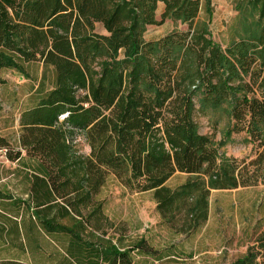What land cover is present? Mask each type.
Listing matches in <instances>:
<instances>
[{"label":"trees","instance_id":"obj_1","mask_svg":"<svg viewBox=\"0 0 264 264\" xmlns=\"http://www.w3.org/2000/svg\"><path fill=\"white\" fill-rule=\"evenodd\" d=\"M212 8V0H0V72L44 67L19 135L13 143L0 135V150L34 161L32 229L56 243V264H138L146 240L127 248L104 231L96 196L110 177L153 192L162 223L184 235L207 222L212 190L264 184V0H236L222 42ZM165 20L187 29L147 39ZM196 114L227 120L225 141L202 133ZM241 133L255 151L243 165L220 151ZM176 173L191 177L171 188ZM230 264H264V231Z\"/></svg>","mask_w":264,"mask_h":264},{"label":"rangeland","instance_id":"obj_2","mask_svg":"<svg viewBox=\"0 0 264 264\" xmlns=\"http://www.w3.org/2000/svg\"><path fill=\"white\" fill-rule=\"evenodd\" d=\"M236 0H212L213 20L211 32L216 41L227 37V26L234 19ZM164 8L160 6L157 19H162ZM201 14V19L205 18ZM186 30L187 26L165 20L160 25L148 28L146 38L153 39L173 30ZM102 31V25H96ZM44 73L42 63L27 66V75L13 70L0 72V135L14 139L20 132L22 111L30 106L32 89L39 83ZM196 121L204 134H213L217 142L225 141L224 133L228 121L218 125L214 117L196 114ZM13 137V138H12ZM76 148L84 156L90 154V147L82 135L76 137ZM221 153L247 164L255 158L253 146L245 133L233 134L229 142L220 147ZM0 150V168L4 165ZM191 176L176 173L167 186L176 188ZM96 199L103 203L104 231L121 239L124 247H134L141 239L147 243L138 253V264H230L244 255L264 231V184L240 187L236 190H212L209 198L207 222L195 234H177L166 224L159 225L162 217L156 209L153 192L133 193L117 179L110 177ZM163 225V226H162ZM25 234L21 246H7L6 238L0 233V264L19 260L28 264H56V243L50 238H42L35 231ZM2 236V237H1ZM148 255V259L142 257ZM147 257V256H146Z\"/></svg>","mask_w":264,"mask_h":264},{"label":"crops","instance_id":"obj_3","mask_svg":"<svg viewBox=\"0 0 264 264\" xmlns=\"http://www.w3.org/2000/svg\"><path fill=\"white\" fill-rule=\"evenodd\" d=\"M160 6L165 8L162 3L159 4ZM99 33L107 34L103 26ZM1 156L6 161L0 168V228L4 227L0 233L6 238L7 246L17 247L25 242V232L32 235L34 231L32 229L35 219L33 185L40 174L34 169L33 160L25 158L20 162H13L5 153H1ZM23 156L26 157V153H23ZM158 224H163L162 219ZM35 232L38 234L37 230Z\"/></svg>","mask_w":264,"mask_h":264}]
</instances>
